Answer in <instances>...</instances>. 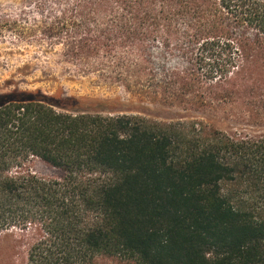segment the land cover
Instances as JSON below:
<instances>
[{"label": "trees", "instance_id": "1", "mask_svg": "<svg viewBox=\"0 0 264 264\" xmlns=\"http://www.w3.org/2000/svg\"><path fill=\"white\" fill-rule=\"evenodd\" d=\"M125 6L146 37L138 26L108 44L86 33L65 50V71L108 65L128 92L168 104L182 96L199 111L242 83L250 120L264 127V0ZM156 48L179 63L155 70ZM35 161L59 175L38 174ZM9 231L12 264H264V130L201 118L144 125L2 95L0 234Z\"/></svg>", "mask_w": 264, "mask_h": 264}, {"label": "rangeland", "instance_id": "2", "mask_svg": "<svg viewBox=\"0 0 264 264\" xmlns=\"http://www.w3.org/2000/svg\"><path fill=\"white\" fill-rule=\"evenodd\" d=\"M126 1L0 0V96H32L70 112L129 113L144 125L201 118L231 132L256 134L264 130L250 120L252 95L243 93L239 88L242 83H234L236 92L225 104L199 111L188 108L182 96H171L174 103L168 104L161 98L150 100L128 92L121 83L109 80L108 76L114 74L108 65L89 74L65 71V50L86 33L97 35L108 44L110 39L123 37L126 27L138 26L136 35L146 37L140 14L128 11ZM60 22L68 25L63 33ZM160 53L159 48L153 53L155 70L162 64L179 63L172 57L162 58ZM104 60L108 64V55ZM180 65L185 66L186 62L180 60ZM33 170L45 176L59 175L58 170L40 161L33 163ZM16 239L12 231L0 234V264H12ZM108 264L119 262L111 260Z\"/></svg>", "mask_w": 264, "mask_h": 264}]
</instances>
